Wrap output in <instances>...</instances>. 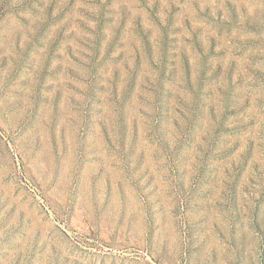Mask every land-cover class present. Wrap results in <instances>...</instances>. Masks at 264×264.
I'll return each mask as SVG.
<instances>
[{
	"label": "rangeland",
	"instance_id": "374dc122",
	"mask_svg": "<svg viewBox=\"0 0 264 264\" xmlns=\"http://www.w3.org/2000/svg\"><path fill=\"white\" fill-rule=\"evenodd\" d=\"M0 264H264V0H0Z\"/></svg>",
	"mask_w": 264,
	"mask_h": 264
}]
</instances>
